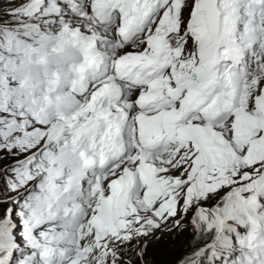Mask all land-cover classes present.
<instances>
[{
  "label": "snow or ice",
  "instance_id": "6c2138e0",
  "mask_svg": "<svg viewBox=\"0 0 264 264\" xmlns=\"http://www.w3.org/2000/svg\"><path fill=\"white\" fill-rule=\"evenodd\" d=\"M0 264H264V0H8Z\"/></svg>",
  "mask_w": 264,
  "mask_h": 264
},
{
  "label": "rangeland",
  "instance_id": "374dc122",
  "mask_svg": "<svg viewBox=\"0 0 264 264\" xmlns=\"http://www.w3.org/2000/svg\"><path fill=\"white\" fill-rule=\"evenodd\" d=\"M8 6H9L8 0H0V15H2L3 10L5 8H7ZM184 234L187 236L189 234V232L186 231ZM177 237H179V236H177ZM177 237L174 238V241L177 239ZM167 246H168V248L162 247L159 250V252H157V256L154 259L156 264L170 263L171 259H173V256L177 255L176 253H174L175 252V248H173L171 244H169Z\"/></svg>",
  "mask_w": 264,
  "mask_h": 264
},
{
  "label": "trees",
  "instance_id": "16d2710c",
  "mask_svg": "<svg viewBox=\"0 0 264 264\" xmlns=\"http://www.w3.org/2000/svg\"><path fill=\"white\" fill-rule=\"evenodd\" d=\"M190 238H191L190 234H188L187 236L185 234L180 235L179 237H177V239L175 241L174 240H170L168 237H165V239L163 240L162 244L161 245H157L155 247V250L153 251L150 259L154 261V259L157 256V252H159V250L162 247L168 248L167 245H169V244H171L172 247L175 248V252L174 253H176L178 255L180 253L181 249H182V246H184V247L187 246V243H188ZM154 264H156L155 261H154ZM165 264H171V262L170 263H165Z\"/></svg>",
  "mask_w": 264,
  "mask_h": 264
}]
</instances>
